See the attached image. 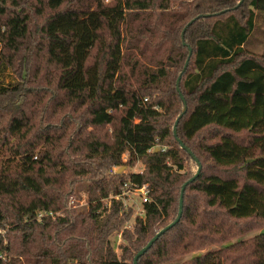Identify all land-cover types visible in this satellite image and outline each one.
Instances as JSON below:
<instances>
[{
	"label": "trees",
	"instance_id": "obj_1",
	"mask_svg": "<svg viewBox=\"0 0 264 264\" xmlns=\"http://www.w3.org/2000/svg\"><path fill=\"white\" fill-rule=\"evenodd\" d=\"M36 1L49 15L34 34L42 7L0 0V75L14 79L0 82V264H132L175 220L197 169L173 135L178 77L176 135L201 169L137 264H264V230L244 237L264 225L261 0ZM28 83L53 87L43 109ZM208 128L223 132L197 144ZM77 182L86 200L69 209ZM125 184L149 202L117 259L107 239L132 209L108 198Z\"/></svg>",
	"mask_w": 264,
	"mask_h": 264
},
{
	"label": "rangeland",
	"instance_id": "obj_2",
	"mask_svg": "<svg viewBox=\"0 0 264 264\" xmlns=\"http://www.w3.org/2000/svg\"><path fill=\"white\" fill-rule=\"evenodd\" d=\"M29 1H32L34 3V5H36L38 7H42V12H43L40 15H38L36 13H33V15H32V23L33 24H32L31 30L35 34V27L37 25L38 26L41 25L43 20L45 18H47V16L49 15V10L46 8V6H45V4H43V2H39L36 0H29ZM109 1L106 2L105 0H103L102 3L108 4ZM77 6H80V5H77ZM261 6L264 7V0H261ZM257 30H258L257 32L255 31V33H253V39L251 40V44L249 46L250 50H252L256 54L264 52V16H262L258 20ZM43 76H44V71H42V73H41V77H43ZM27 80H31V76H29L27 78ZM12 81L14 82V79L12 78V76L10 75V73L8 71H6L5 73L0 75V82H2V84L6 85ZM27 86H29L31 88V91L27 94L29 97V101H33L34 103H40L41 104L40 106L42 107V109L45 107V103H47L49 100L50 101L52 100L51 94L53 93V90H54L53 87H46L43 83H40L38 86L34 85L33 83H28ZM57 112H58V114H57L56 118L61 116V114H63L64 110H57ZM0 124L4 125V121H1ZM103 132L105 134L109 135V133H110L109 126H105L103 128ZM217 132L222 133L223 130L222 131L216 130L215 128L214 129H210V128L206 129L204 132H202L197 137V140H196L197 144L200 145L203 143L216 141L218 136H219V135H216ZM240 134H242V133H240ZM240 134H237L236 136L240 137L241 136ZM123 158H125V156ZM119 168L112 167L110 170H111V172H114V173H119V172H123L126 170L125 168H123V169H119ZM141 169H142L141 164L136 163L129 170L136 172V171H140ZM185 170H187V172H189V173H193L195 171V167L192 164H189V163L187 164V162H186ZM117 171H119V172H117ZM82 185L83 184L80 185V182H77V185L76 184L73 185V187L75 188L76 191H75V194L69 199V202H68V208L69 209H77V208L81 207L82 205H84L85 200H86V196H85V194L82 193V191H81L82 189H79V188L83 187ZM105 202H108V200ZM124 204H125V207L129 206L132 209V213H131L130 217L126 221H124V223L120 226L118 232L115 231L108 237V239H107L108 243H106V247H105L106 253L109 255H113L117 259H119L120 255H121L120 246L124 244V241L122 238V232L124 230H129V231L132 230L133 226L137 222L136 219L140 218L139 216H137V214L139 212H141V206L139 205V198L136 194L130 195L125 201H123V205ZM58 214H60V213H58ZM157 230H158L157 228H154V232H156ZM261 230H264V225H261L259 227H256V228L250 230V232H248L244 237L249 238V237L259 233ZM0 234L4 240L3 244H5V242L7 240V238H6L7 231L1 230Z\"/></svg>",
	"mask_w": 264,
	"mask_h": 264
},
{
	"label": "water",
	"instance_id": "obj_3",
	"mask_svg": "<svg viewBox=\"0 0 264 264\" xmlns=\"http://www.w3.org/2000/svg\"><path fill=\"white\" fill-rule=\"evenodd\" d=\"M190 23H188V25H190ZM181 36L183 37V32L181 34ZM191 54V50L188 49V58ZM188 61V60H187ZM187 61L185 62L184 64V67L182 69V72L185 71L186 67H187ZM179 81H180V77L177 78L176 80V84H175V87H176V91L177 93L179 94L182 102H183V109H182V112L181 114L178 116L177 120L175 121V124H174V127H173V135L177 141V143L179 144L180 148L182 150H184L189 156H191V158L193 159V161L195 162L196 166H197V169H196V172L195 174L187 181L185 182L181 189H180V195H179V201H178V213H177V216L175 218V220L173 222H171L170 224H168L167 226H165L163 229L159 230L148 242L147 244L141 248L133 257V260H132V264H137V261L138 259L152 246V244L158 239V237L162 234H164L166 231H168L169 229H171L180 219L181 217V214H182V196H183V192H184V189L186 187V185L188 183H191L193 182L196 177L199 175L200 173V169H201V166H200V163L199 161L191 154V152L189 151V149L184 146V144L177 138V135H176V124L178 122V119L181 117V115H183L185 112H186V105H185V101L182 97V95L180 94V91H179ZM158 148L155 149V151H157ZM124 167H120L119 169H123ZM119 172V171H117ZM120 173V172H119Z\"/></svg>",
	"mask_w": 264,
	"mask_h": 264
},
{
	"label": "built area",
	"instance_id": "obj_4",
	"mask_svg": "<svg viewBox=\"0 0 264 264\" xmlns=\"http://www.w3.org/2000/svg\"><path fill=\"white\" fill-rule=\"evenodd\" d=\"M106 2L108 0H105ZM137 195L139 198V205L141 206V212H139L137 214V216H139L141 219L144 218V210H143V205L145 203L149 202V191L147 189L146 186H141V187H131L128 185H123V187L121 188L120 192L114 196H109V199L114 198V199H120L123 201H125L130 195ZM125 207V204H124ZM53 214L51 212H43V213H39L37 215V219L40 220L43 217L46 216H52ZM143 215V216H142ZM142 216V217H141ZM4 255L0 253V261H4Z\"/></svg>",
	"mask_w": 264,
	"mask_h": 264
}]
</instances>
